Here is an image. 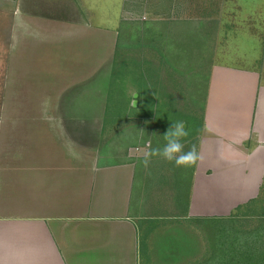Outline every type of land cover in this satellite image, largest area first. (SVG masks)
I'll return each mask as SVG.
<instances>
[{
    "label": "crops",
    "instance_id": "crops-1",
    "mask_svg": "<svg viewBox=\"0 0 264 264\" xmlns=\"http://www.w3.org/2000/svg\"><path fill=\"white\" fill-rule=\"evenodd\" d=\"M62 16L52 17V29L24 32L41 47L62 46L80 65L92 28L81 15ZM93 30L110 53L115 29ZM255 41V64L244 56L243 65L214 63L211 45L202 120L192 133L197 159L186 166L151 156L147 164L145 156L104 160L97 148L72 143L70 130L104 123L103 108L96 115L99 97H89L90 79L61 77L56 89L46 76H22L25 44L18 45L11 58L19 67L7 77L16 84H7L0 105V264H163L186 227L200 261L207 247L202 224L229 219L264 189V39ZM155 161L169 168L153 172ZM262 208L264 215V200Z\"/></svg>",
    "mask_w": 264,
    "mask_h": 264
},
{
    "label": "rangeland",
    "instance_id": "rangeland-1",
    "mask_svg": "<svg viewBox=\"0 0 264 264\" xmlns=\"http://www.w3.org/2000/svg\"><path fill=\"white\" fill-rule=\"evenodd\" d=\"M70 13L73 21L81 15L92 28L80 65L62 46H52L51 41L50 48L41 47L24 32L26 26L52 29V17ZM95 28L117 32L110 53L104 46L107 39ZM257 37L264 39V0H0V105L6 103L7 84H16L7 77L16 74L19 63L11 57H17L18 45L24 43L22 76H46L49 85L59 89V78L70 80L82 73L90 79L89 97H94L92 92L99 97L96 115L103 108L98 117V123L104 117L103 126L90 121L70 130L72 143L97 148L104 160H139L149 142L153 149L163 148L166 132L183 121L188 135L181 142L187 152L193 149L192 133L202 120L211 45L218 54L214 63L224 59L243 65L238 59L243 56L256 63ZM11 62L16 65L13 71ZM132 91L138 92L135 108L130 106ZM85 97L79 98L83 104ZM166 163L155 161L153 172L160 174ZM163 191L160 188L158 195ZM263 200L264 189L258 201L236 209L229 219L202 224L207 247L200 261L191 254L193 242L186 227L177 253L163 264H264Z\"/></svg>",
    "mask_w": 264,
    "mask_h": 264
},
{
    "label": "clouds",
    "instance_id": "clouds-1",
    "mask_svg": "<svg viewBox=\"0 0 264 264\" xmlns=\"http://www.w3.org/2000/svg\"><path fill=\"white\" fill-rule=\"evenodd\" d=\"M137 94L138 92L136 91L130 93V106L133 108H135L134 104ZM185 125L183 121H177L172 125L164 135L167 142L163 148L153 149L149 142V150L145 152V164H147L148 158L152 155H160L168 161H174L177 166L192 164L197 159L196 153L193 150L184 152V145L181 142V138L188 135Z\"/></svg>",
    "mask_w": 264,
    "mask_h": 264
}]
</instances>
